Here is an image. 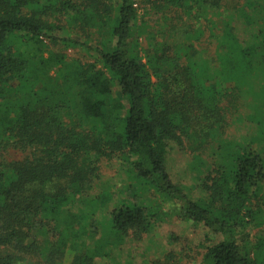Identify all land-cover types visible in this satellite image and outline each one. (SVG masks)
Segmentation results:
<instances>
[{
    "label": "trees",
    "instance_id": "16d2710c",
    "mask_svg": "<svg viewBox=\"0 0 264 264\" xmlns=\"http://www.w3.org/2000/svg\"><path fill=\"white\" fill-rule=\"evenodd\" d=\"M229 2L0 0V264H133L157 200L202 264H264V0Z\"/></svg>",
    "mask_w": 264,
    "mask_h": 264
},
{
    "label": "rangeland",
    "instance_id": "374dc122",
    "mask_svg": "<svg viewBox=\"0 0 264 264\" xmlns=\"http://www.w3.org/2000/svg\"><path fill=\"white\" fill-rule=\"evenodd\" d=\"M244 1L245 0H230V2L226 4V7H230L234 11L237 7L243 5ZM145 12L146 10L143 4L142 13ZM171 17L173 19L174 16L171 15ZM176 18V30L180 31L183 29V21H181L178 17ZM154 19L156 20L157 18L151 17L150 21L147 18L151 24H154ZM168 30L173 31L172 29ZM205 45L206 42L203 44V47H205ZM49 48L55 52H62L59 48H54L51 44H49ZM209 48L212 52V48L208 47L207 49L209 50ZM66 54L70 59L76 58L85 62L93 61V59L89 56L85 57V54L81 51L70 50ZM239 129L241 130V128L237 126L231 127L228 130L227 135L236 141H242L243 138L241 134H245L246 129L244 130L243 126L241 131ZM245 142L246 143L244 144L249 143V141ZM183 155L179 154L178 157L173 155L171 158L172 164L175 166V170H177L179 175H181L180 172L182 170H185L183 168L185 163ZM187 156L188 157L186 159H188L191 155L188 153ZM115 160L113 163H109L108 160L101 162V178L97 181V184H94L92 193H100L106 190H111L115 193L118 191L126 192L128 183L123 184V181L127 182V176L125 172L119 168V165ZM120 177L123 180H121ZM181 177L183 178V175ZM160 203L162 202L157 200L154 204V206H160L158 210L161 221L158 224L159 226H156L155 230L151 234L144 236L143 240L140 242H132L128 239L127 245L124 249H121L123 261L132 260L133 264H154L156 261L166 263L168 256L171 258L170 264H202V256L198 248L200 246V242L204 240L206 230L200 225L197 226L193 223L184 221L183 218L178 215V211L174 206L164 203L160 205ZM170 238L172 241L174 240L173 243L169 242Z\"/></svg>",
    "mask_w": 264,
    "mask_h": 264
}]
</instances>
